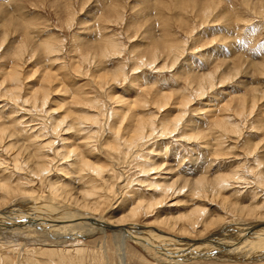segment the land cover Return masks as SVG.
<instances>
[{
	"label": "rangeland",
	"instance_id": "obj_1",
	"mask_svg": "<svg viewBox=\"0 0 264 264\" xmlns=\"http://www.w3.org/2000/svg\"><path fill=\"white\" fill-rule=\"evenodd\" d=\"M13 67L19 78L12 77ZM209 74L214 83L205 80ZM138 122L150 130L145 141L129 148ZM0 127L7 132L0 134V183L8 178L10 186L26 194L11 195L0 211L42 200L73 210L76 204L68 207L62 197H49L51 181L59 191L81 198L90 180L98 192L95 215L115 223L138 202L156 201L164 182L178 179L181 187L185 180L231 171L238 181L233 179L223 194L239 190L231 199L248 204L255 190L254 200L260 203L264 185L255 174H264V0H0ZM42 144L56 161L53 172L39 176L35 146ZM72 149L102 163L104 172L79 169ZM28 185L38 187L36 192ZM192 198L188 192L176 196L137 213L124 227L159 228V217L189 212L195 206ZM39 203L33 210L42 207ZM209 209L214 216L220 206ZM80 222L54 232L39 223L0 230V264H120L113 233L84 231L77 227ZM160 229L195 243L212 235ZM125 246L126 264H160L162 254L146 251L138 240L129 239ZM43 250L56 252L50 256ZM214 255L188 256L181 264H264L262 254Z\"/></svg>",
	"mask_w": 264,
	"mask_h": 264
},
{
	"label": "bare ground",
	"instance_id": "obj_2",
	"mask_svg": "<svg viewBox=\"0 0 264 264\" xmlns=\"http://www.w3.org/2000/svg\"><path fill=\"white\" fill-rule=\"evenodd\" d=\"M17 66H19V65H16V67ZM117 68H119V67H117ZM13 69L14 70H12V68H11V72L15 71L14 67H13ZM124 69H125L124 67H121V71L122 72H124ZM118 70H120V69H118ZM18 71H19V69H18ZM18 74L19 73H17V70H16L13 73L14 76H12V77H15V79L19 78V77H17V76H19ZM205 80L206 81H210L211 83H214V75L209 74L208 76L205 77ZM169 98L170 97L164 98V99L166 101H168ZM245 100H247V99H245ZM255 100H254V102H255ZM255 106H256V104H255ZM241 111H244V109L240 108V112ZM82 121H84V120H82ZM58 123L60 125H63L62 124L63 122H58ZM150 123H151V128H154L155 127L154 126L155 125V121H154L153 118H150ZM56 127H57V125L55 124V128ZM0 128H1L0 129V134L2 136H5L6 133H7L6 130L3 129L4 127L3 128L0 127ZM78 128H79V126H78ZM147 128H148L147 125H145L144 123H140L139 124V122H138L134 132L133 133L131 132L132 135L128 139V142H129L128 143V147L129 148L138 146L140 143L145 141V137L147 136V130L149 129V128L148 129ZM49 129H48V131H49ZM59 129H61V128H59ZM44 131L45 130L43 129V131H41V134ZM46 134H47V131H46ZM51 136H52V134H51ZM58 136L56 135V137H58ZM45 140H44V142H45ZM65 140H66V138H65ZM42 141H43V139H42ZM54 141H55V139H54ZM55 142H57V141H55ZM40 143H42V142H40ZM88 143H89V141H88ZM88 143H87V145H88ZM45 144H47V142ZM87 145L85 144L84 148H86L87 151H88L89 148L91 149L92 147L90 145V147L87 148L88 147ZM51 147H50V149H51ZM47 148H49V147H46V145H43V144L35 146V157L37 159V163H36V165L34 167V170L36 169V174L39 175V176H40V174L43 175L44 172L49 173L51 171V169H52L51 167H52V161L53 160L46 153L45 150ZM54 148H55V146H54ZM60 149H63V148H60ZM66 150H67V147H66ZM91 151H94V150L91 149ZM70 152H72V154H77L79 156V157H77L79 162H80L79 164H80V167H81L79 169L83 170L84 172L85 171H89V172L94 173L96 175H100V173L104 172L105 168L103 169V167L101 166L102 163L100 164L99 161H92L89 158H86V153L84 155V154H82V152L78 151L77 149H72ZM60 154H61V152H60ZM54 155H56V154H54ZM62 155H64V153H62ZM67 155H65V157ZM8 157H9V155H8ZM58 158H60V157H58ZM55 159L56 158H54V160ZM7 161H9V160H7ZM55 161H53V162H55ZM78 167H79V165H78ZM53 169L55 170V168H53ZM155 169H157V168H155ZM29 170H31V169H29ZM54 170H52L51 172H53ZM26 171H28V168H27ZM154 171L155 170H153V172ZM13 172H14V170H13ZM22 172H24V170ZM7 173H8V171H7ZM14 173H12V174H14ZM260 173L258 172L259 176L257 174H255V175H256V178L258 177L257 180L260 181L262 183V185H264V174L262 172H260ZM0 174L2 175V172ZM5 174L6 173H4V171H3V176ZM12 174H9V176L12 175ZM30 174H32V173H30ZM34 174H32V177H34ZM84 174H86V173H84ZM94 174H93V176H94ZM44 176H42V177H44L46 179L47 175H44ZM238 178L239 177L237 176V172L231 171L229 174H226V175H224V174L223 175H221V174L217 175L213 179H207L206 176H205V178H203V177L202 178H200V177L198 178L197 177L191 183H190V180L189 181L185 180V183L181 187H177L176 186V184L178 183V179L177 180H173V182L170 183V184H168L167 182H164V184L159 186L160 187L158 189L159 192L157 190V192L159 194V198L156 201L150 202V203H145V202H142V201L138 202V204L133 208V210L128 215L121 216L119 218V220H117L115 223L112 222L113 221L112 218H111L112 221H109L110 219L106 220L103 217L99 218L98 216L95 215L96 211H97V214H98V210H100L99 207H98L99 204L97 205V203L99 201L97 202V200L94 197L95 193L97 192V188H96L97 186H94L93 184H91L90 183L91 181L89 179H87L89 181L86 180L87 182H89V185H86L88 187H86L84 190H82L83 196L81 198L78 197L79 194L76 195V194H73V192H71V193H67L66 192L65 193V192L59 191L57 189L59 186L57 188L55 186V184L57 182L55 183V181L53 180L54 182L51 181L52 183L50 184V185H52V190L53 191L51 190V187H48L51 190V192L49 193V195H50L49 197H51V198L52 197L53 198H61L62 197V199H64L65 201H67L69 203V205H68L63 200V202H65L66 206L69 207L72 203L76 204V206L74 204H73L74 206H70V207H73L75 209L72 210L70 208L71 210H67L69 208H65V207H63V205L61 207L58 204L57 205L55 203L53 204L52 202L53 201L55 202V200H53V199H51L53 201L50 202L52 204H48V202L45 203V204H42L43 200L39 201L40 203L39 202L38 203L40 204V206L42 205V207L40 209L38 208L36 210H33L34 206L38 205V203H36V202H34L33 204H30V202H28V201H27L28 203L27 202H22V203L18 202L19 204H17L16 206L10 207L8 209L0 211V230H2V229H6L7 230L9 228L10 229H16V228H19V229L20 228H28L29 229L31 224L35 225V224L39 223V225H43V226H45L46 224H48V226L50 225L51 226V230L54 232L56 229L65 230V226L68 225V223H71L73 221L76 222V221L80 220L83 223L79 226V224L81 223L80 222L77 227H79L81 230L91 231V232L92 231H96V230H100L101 232L104 233V235H107L106 234L107 231H111L113 233L114 242H115V245L117 247V253H118V258H119L120 264H126V262H125V256H126L125 242H127L129 239H133L135 241L138 240L139 244L142 245V247L146 251H148V252H150V253H152L154 255H157V254L160 255L159 253H161L162 257L158 258V259L161 260L159 262L160 264L161 263H163V264H181L182 261H187L186 258L188 259V256H192L193 258L195 256V257L199 258V257H202V256L204 257V255H207L208 253H210V256L213 255V254H215L214 256H216L217 254H221V255L222 254H226V256L233 255L235 257V259H237L236 257H239L240 255H244V257H246V258H247V256H252L254 254H260V255L262 254V255H264V200L260 201V203H256V201L254 200L256 198L255 196L257 195V194H255V190H254V193H253L254 194V199L251 202H248V204H246L247 202H243L242 200H240L241 198L240 199L237 198V200L233 201L234 199L232 200L230 196H232L234 194L226 196L225 194L227 193V191H226V193L224 192L225 194H223V190L225 191L226 187L229 188L230 185H234L233 183L230 184L231 181L233 179H236L238 181ZM6 179H8V178H5V179L1 180L2 182L0 183V187L4 190L3 194L0 193L1 194L0 205L7 203V201H8L7 199L13 194L14 195H16V194L19 195V193H24L25 194V192H22L21 189L14 188V187L10 186V184H9L10 181L6 180ZM42 181H44V180H42ZM92 181L95 184L94 181H96V178H95V180H92ZM32 183L34 184V183H37V182L35 181V182H32ZM45 183H44V185H46ZM96 183H98V182H96ZM160 183H162V182L160 181ZM17 184H19V183L17 182ZM33 184H30V185L34 186L35 184L34 185ZM23 186H24V184H23ZM62 186L63 185H61V188L63 189L64 186L63 187ZM75 186H77V185H75ZM28 187H30V186L28 185ZM31 187L29 189H31V191L34 190ZM99 187H100V185H99ZM37 188H35V190H34L35 192H36ZM98 189H100V188H98ZM72 190H73V188H72ZM40 192H42V191L40 190ZM186 192H188L189 196H192L193 198H195L194 200H196V201H192L191 200L192 202H194L195 206L193 208H191V210H189V212H184V213H181V214H178V215H175V216L174 215H172V216L165 215V216L159 217L157 219V221H156V223L159 226V228L160 227L165 228L166 230H168L170 232H175L178 235H184L185 236L187 234L188 235L197 234V235H200V236H205V235L207 236L208 234L210 235V233L212 231L217 230V228L219 226H221L222 224H224L227 221H230V220L231 221H235L236 220L237 222L228 223L230 225L222 226L217 232H215V233L212 232L211 233L212 235L208 236L205 241H199V243H195V242H193L191 240H187L186 241V239L183 238V237H178V236H174V235H168V233H166L165 231H163V232H165V233H163L161 229H160L161 231H159L158 227H157L158 229L157 228L154 229V227H156V226L152 227V229H150V227H149L150 230H148V231L146 230L148 228V226H140V225H137V224L134 225L135 227H128V226L124 227V225L127 222H129V221L131 222L134 219V217L137 215V213L142 212V211L149 212L150 210L157 209V207H161L166 202H169V201L171 202L170 199H174L176 196H179V195L182 196ZM43 193L41 195H43ZM233 193H235L237 195L238 193H240V191L239 190H233ZM257 193H259V192H257ZM236 195H234V196H236ZM20 196H21V194H20ZM30 196H29V198H30ZM258 196H260V195H258ZM96 198H98V197H96ZM257 198H259V197H257ZM33 200H35V199L33 198ZM44 201H46L45 198H44ZM31 202H32V200H31ZM196 203L198 205H196ZM214 203H216V204H218L220 206V210H219V212L217 214H215L213 216L212 212L209 211L212 208L209 209V207H210V205H214ZM176 205L177 204H175L174 206H176ZM52 206H54V207H52ZM50 207H52V208L50 209ZM214 213H216V212H214ZM52 216L54 218H60L61 220H53L54 218ZM50 226H49V228H50ZM137 226H139V227H137ZM44 231H46V230H44ZM1 238H5V237H1ZM3 240H6V239H3ZM44 250H43V252H45ZM68 251L71 252L72 250L70 251V249H68L66 252H68ZM84 251H86V250H84ZM53 252H56V250H48V252H45L44 254L51 256L52 254L54 255ZM58 253H59V250H58ZM64 253H63V256H64ZM83 253H85V252H83ZM229 253H231V254H229ZM61 254H62V252H61ZM82 254H81V256H82ZM67 255H68V253H67ZM28 257L30 258V256H28ZM65 257H64V260H66ZM83 257H85V255ZM104 257H106L107 260L109 261V256H108L107 249H106ZM53 258H55V257L52 256V258L50 260H52ZM223 258H225V257H223ZM229 258H231V257H229ZM99 259H102V258H99ZM4 260H5V258H4ZM30 260L31 259L27 260L26 262H29ZM93 260H95V259H93ZM0 261H2V260H0ZM61 261L63 262V259ZM102 262L100 261L99 263H102ZM34 263H36V262H34ZM10 264H12V263H10ZM92 264H93V262H92ZM108 264H109V262H108Z\"/></svg>",
	"mask_w": 264,
	"mask_h": 264
}]
</instances>
